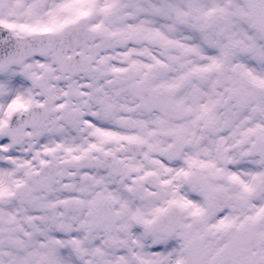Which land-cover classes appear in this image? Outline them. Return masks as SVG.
Returning a JSON list of instances; mask_svg holds the SVG:
<instances>
[{
  "label": "snow or ice",
  "instance_id": "snow-or-ice-1",
  "mask_svg": "<svg viewBox=\"0 0 264 264\" xmlns=\"http://www.w3.org/2000/svg\"><path fill=\"white\" fill-rule=\"evenodd\" d=\"M0 264H264V0H0Z\"/></svg>",
  "mask_w": 264,
  "mask_h": 264
}]
</instances>
